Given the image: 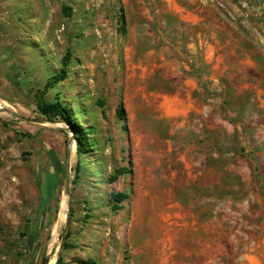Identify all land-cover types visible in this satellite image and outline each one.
Returning <instances> with one entry per match:
<instances>
[{
	"label": "rangeland",
	"instance_id": "obj_1",
	"mask_svg": "<svg viewBox=\"0 0 264 264\" xmlns=\"http://www.w3.org/2000/svg\"><path fill=\"white\" fill-rule=\"evenodd\" d=\"M53 259L264 264V0H0V264Z\"/></svg>",
	"mask_w": 264,
	"mask_h": 264
},
{
	"label": "trees",
	"instance_id": "obj_2",
	"mask_svg": "<svg viewBox=\"0 0 264 264\" xmlns=\"http://www.w3.org/2000/svg\"><path fill=\"white\" fill-rule=\"evenodd\" d=\"M69 60H70V58H68V57H66L64 59V63H63L64 67L68 66ZM65 75H66V70L63 69L62 74H58L51 79V81L48 84V88H53L57 83L64 81ZM38 107H39L41 113L45 117H47L49 120L59 119V120L66 122L67 124L72 126L74 129H76V136L79 139V153H80V155H82L84 152L89 151V149H87V148L90 147V145H87V139L83 135V132H82L83 128H80L81 126L79 125L78 121H76V119H75L76 115L80 116V114L78 112H75L73 114L70 112V110H68V108L66 106L63 105L62 102H60V101L49 102V101H46L43 97H41L39 99ZM117 114H118L119 118H121L123 120L125 119V111H124L123 107L118 108ZM127 173H129V170L126 168L119 170V173L110 177V182L114 183V182L118 181L119 176L121 174H127ZM112 197H113V200L117 203H122L128 198L127 194H124V193L113 194ZM114 207L116 210L122 209L121 206H114ZM61 263H62V260L60 259L57 264H61Z\"/></svg>",
	"mask_w": 264,
	"mask_h": 264
},
{
	"label": "bare ground",
	"instance_id": "obj_3",
	"mask_svg": "<svg viewBox=\"0 0 264 264\" xmlns=\"http://www.w3.org/2000/svg\"><path fill=\"white\" fill-rule=\"evenodd\" d=\"M158 59V58H157ZM147 162V161H146ZM173 208V207H172ZM68 213V199L67 198H64L63 199V202H62V205H61V208H60V213H59V220H62L66 217ZM161 224V223H160ZM159 224V225H160ZM172 228V227H171ZM57 239V234L54 235L53 237V243L56 241ZM56 260V259H55ZM55 260L53 259L51 264H55Z\"/></svg>",
	"mask_w": 264,
	"mask_h": 264
},
{
	"label": "water",
	"instance_id": "obj_4",
	"mask_svg": "<svg viewBox=\"0 0 264 264\" xmlns=\"http://www.w3.org/2000/svg\"><path fill=\"white\" fill-rule=\"evenodd\" d=\"M65 192H66L67 194L69 193V175H68V172H67V174H66Z\"/></svg>",
	"mask_w": 264,
	"mask_h": 264
}]
</instances>
